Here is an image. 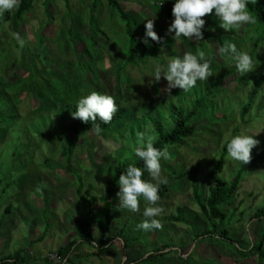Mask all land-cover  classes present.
Returning a JSON list of instances; mask_svg holds the SVG:
<instances>
[{
    "label": "rangeland",
    "instance_id": "obj_1",
    "mask_svg": "<svg viewBox=\"0 0 264 264\" xmlns=\"http://www.w3.org/2000/svg\"><path fill=\"white\" fill-rule=\"evenodd\" d=\"M45 1L35 0L18 24L17 34L25 41L23 44L16 39L11 24L5 23V15L14 9L0 16V80L7 88L19 84L18 94L10 95L18 103L12 102L0 110L2 113L13 107L16 113L10 125L0 127V259L23 250V264H127L167 244V256L157 257L151 264H185L182 259L188 257L190 264H258L255 256L241 258L232 246L239 245L241 250L247 243H260V232L253 229L252 216L264 208V83L250 109L242 116L241 110L256 78L264 73V41L253 52L246 27L233 29L232 34L231 30L219 27L218 21L203 17L205 32L224 34L238 48L253 54L254 69L242 74L227 57H219L214 39L204 36L203 41H192L166 36L169 21L160 10L164 0H119L123 10L140 24L133 29L139 42H143L147 19H155V31L164 37L161 42L153 41L156 47L146 51V59L137 51L135 63L123 68L127 44L124 27L118 22V15L111 13L106 0H98L94 13L97 27L106 34L98 36L96 46L89 40L93 31L88 22L90 0H48L46 8ZM71 31L74 36L69 35ZM256 37L253 33L251 39ZM25 47H29V52ZM200 48L212 60L213 74L206 81H198L189 92L180 88L169 92L163 77L150 83L153 78L147 75H151L156 63L166 64L169 58ZM34 71L42 76L33 83L39 99L28 95V78L35 75ZM64 78L71 87H66ZM6 87L3 91L12 100ZM93 90L113 96L129 116L107 131L90 130L82 136L72 157V175L65 169L66 146L75 118L68 110L60 114V108L76 106L81 95ZM50 92L60 98L58 103L48 96ZM197 98H203L204 104L194 119L193 136L182 144L168 146L169 157L161 160L162 178L170 174L177 177L193 168L188 176L175 180L157 202L162 212L155 218L162 227L138 229L137 225L147 219L143 216L145 202L141 200L140 210L132 212L120 208L115 195L112 201L119 208L112 211V225L106 235L110 239L108 249L100 252L82 242L63 260L58 249L69 241L81 240V225L91 224L88 232L92 237L100 232V198L115 168L133 163L134 145L155 137L152 125L144 117L150 114L170 129L174 116L169 104L187 109ZM239 133L254 135L258 144L252 149L250 165L243 172L233 204L222 208L229 218L232 243H221L220 238L212 237L207 220L194 204L193 191H199L202 198L208 196L212 185L208 173L223 146ZM242 165L227 154L220 178L228 183ZM146 180L159 183L149 174ZM91 197L93 215L88 213L85 202ZM178 215L190 222L197 235L210 233L211 237L196 238L190 226L167 219ZM214 234L219 237L220 230Z\"/></svg>",
    "mask_w": 264,
    "mask_h": 264
},
{
    "label": "trees",
    "instance_id": "obj_2",
    "mask_svg": "<svg viewBox=\"0 0 264 264\" xmlns=\"http://www.w3.org/2000/svg\"><path fill=\"white\" fill-rule=\"evenodd\" d=\"M35 0H20L18 6H16L11 14L5 15V23H10L12 26V29L14 32H17V26L18 24L23 20L24 16L30 12L33 3ZM66 1V0H65ZM91 1V7L89 9V15H88V22L93 27L92 34L90 35V42L92 46H96L98 44V36H105L106 34L103 33L102 30H99L95 23V15L97 9H98V0H90ZM163 6L160 8V10L163 12L167 20L169 21V24L173 20L172 16V8L174 4V0H164ZM107 6L110 8L111 13H115L118 16V22L121 23L124 27V35L127 41V44L125 46V61L123 68L127 64H134V58L137 55V51L141 54V58L146 59V51L150 52L153 51L152 48L156 47V44L151 41L150 45H146L143 42H139L135 34L133 32L134 27L137 28L140 26L135 16L132 14L126 13L121 5L119 4V0H106ZM48 0L45 1L44 6L47 7ZM249 11L252 12V14L256 17V23L253 25L246 26V31L248 32V39L251 40L252 46L251 50L255 52L258 48V46L262 45L264 41V0H249ZM208 20L217 22V19L213 14H206ZM245 31V30H244ZM145 33V31H144ZM231 33L233 30H231ZM246 33V32H245ZM244 33V37L246 38V34ZM253 33L257 35L255 40L253 41L251 38L253 36ZM69 35H73V31ZM204 36L206 38H212L216 41L218 49L220 47H223L227 43H232V40L230 37L225 36L224 34H210L207 33V31H204ZM41 37V36H40ZM38 38V41L42 45L41 38ZM151 40V38H149ZM70 40L74 39L71 37ZM72 41V42H73ZM248 41V40H247ZM249 42V41H248ZM26 51L29 52V47H25ZM31 52V49H30ZM33 53V52H32ZM34 54V53H33ZM35 55V54H34ZM223 55L220 54V58ZM7 57V56H6ZM92 60L89 62V67L92 66ZM80 66V70H83V66ZM61 68V67H60ZM123 68H116V69H123ZM62 70V68H61ZM35 75L33 77L28 78V95H32L39 99V95H37V90L35 88V85H33L34 81H40L42 76L38 77V72L34 71ZM260 76L256 78L254 85L251 89L250 95L248 97L247 104L244 106V108L241 110V116L250 109L251 105L254 103L255 98H257V94L259 91H261L262 84L264 83V73H260ZM38 77V78H37ZM65 82L68 83V80L66 78L63 79ZM62 80V81H63ZM66 83V87H69L70 84ZM69 85V86H68ZM6 86L2 85V82L0 80V110L5 109L7 106H10L12 102L18 103L17 99H14L15 97H11L10 95L15 94L19 92V84L12 86L10 88H5L9 92V96L12 98V100L8 99L6 93L3 91V88ZM65 87V86H64ZM65 87V88H66ZM71 87V86H70ZM67 89V88H66ZM73 91V90H72ZM75 92V91H73ZM72 93V92H71ZM74 94H69V96H74ZM48 96L55 102L58 103L60 101V98L56 96L54 92H50ZM66 97H69L68 95H65ZM117 104V111L113 114L112 120L105 124L99 119L95 122L89 121L88 123H84L82 120L75 118L74 123H72L71 126V134L72 136L68 138L67 140V146H66V167L65 169L74 175L75 173L71 169V162L72 157L75 152L77 143L79 140H81L82 136L87 133L90 130H96L94 127V124H99L101 131H107L115 124L122 122L124 120H127L129 116V112L125 107L120 106L117 101H115ZM204 104L203 98H197L192 105H190L187 109H185L183 106H175L173 104H169V109L172 115L174 116V119H172V127L169 129H166L161 121H159L154 116H145L144 119L146 122L152 125L154 129V146L165 149L170 145H173L175 143L182 144L184 140L187 138H190L193 136L195 131V124L194 119L197 117L198 114H200L202 105ZM67 106V105H65ZM68 108V109H67ZM63 113V111H71L74 112L76 110V106L73 107H62L60 108ZM16 116L15 109L12 107L9 110H6L2 113H0V127L2 126H8L13 121L11 117ZM228 143V142H227ZM227 143L223 146L218 160L216 164L210 169L208 173V178L212 185L209 188V194L206 198H202V195L199 191L194 189L193 191V199L194 204L198 207L200 213L205 217L207 220L208 225L210 226V231L212 232V237L218 239L220 238L221 243H227L231 242L229 238V231H228V217L226 213L222 210L224 206H228L229 204H233V196L235 195L242 177L243 172L248 168L250 165V162H248L245 165H242L235 173V175L231 178V180L226 183L224 180L220 178V175L224 171L225 166V157L227 155ZM140 146L139 144L134 145V149L136 147ZM135 155V152H134ZM136 157V155H135ZM137 166L143 168V162L136 157V160L134 161ZM130 163H122L119 166L115 168V174H113L109 181L107 182V189L105 193L101 196V213H102V221L103 226L101 227L100 232L97 234V236L92 237L90 233L88 232V229L90 227V223L87 222L80 226V232H81V240H72L67 242L66 244H63L58 249V255L63 259L66 260L68 254L78 248L77 245H81L80 243L86 242L92 245L93 248L96 250H99L100 252H104L108 249V246L110 245V239L106 238L107 233L110 231L111 225H112V211L116 209V207L119 208V205L113 204V196L117 195V192L119 191V185H118V178L122 174L123 171L126 170L127 166ZM193 171V168L191 167L187 171H184L183 173L179 174L177 177H175V174H170L166 177L167 183H160L159 184V195L161 198H163L167 192H169V188L171 184L177 180L188 176ZM147 171H145L144 179L147 178ZM79 179L78 176H74ZM81 180V179H80ZM81 188V184L79 186ZM77 191L79 193L80 191ZM85 202L88 203V213L90 215H93L92 207L93 205V197L86 198ZM169 221L172 222H179L183 223L187 226H190L192 230L194 231V235L196 238H202V237H211L210 233L202 234L201 236L197 235L195 232V228L190 224L188 220L183 218L182 216H169L167 217ZM252 221L255 222V225L253 227L254 230L257 232H260V239L257 245H255L253 242L249 244L247 243V247L242 248L240 250L239 245H233V249L235 253H239V256L241 258H247L251 256H255L256 260L258 261V264H264V208L259 209L253 216ZM194 228V229H193ZM220 230V235L218 237V234H214L216 230ZM123 231V230H122ZM126 239V238H125ZM124 239L123 241V249L125 250L127 248V241ZM168 245L165 244L159 248L153 249L150 253L146 254L140 259L132 260L127 264H151L153 263L157 257H164L167 256V250ZM23 250H17L15 254L11 257L0 259V264H23V257H22ZM127 257V256H126ZM125 257V258H126ZM9 258V259H8ZM185 264H190L191 258L188 257L186 259H182ZM139 261V262H138Z\"/></svg>",
    "mask_w": 264,
    "mask_h": 264
},
{
    "label": "clouds",
    "instance_id": "obj_3",
    "mask_svg": "<svg viewBox=\"0 0 264 264\" xmlns=\"http://www.w3.org/2000/svg\"><path fill=\"white\" fill-rule=\"evenodd\" d=\"M19 2L20 0H0V16L14 9ZM248 9L249 0H174L173 20L168 25L165 35L176 40L183 37L192 41H203L206 24L203 17L213 13L219 27L229 31L240 30L256 23V17ZM145 29V34L141 38L144 44L150 45L151 41L164 40V37L159 36L155 31V19H147ZM16 39L22 44L25 42L19 34H16ZM219 53L233 62L236 70L242 74L254 69L253 54L238 48L234 42L220 47ZM212 74L210 55L200 48L196 52L188 51L182 56L169 58L166 64L156 63L151 75L147 76L153 78L150 83H157L162 77L165 78L169 92L174 88L189 92L197 86L198 81H206ZM116 111L117 104L113 96L93 90L79 97L76 101V110L71 112V115L84 123L99 119L107 124ZM94 127L98 133L101 131L99 124H94ZM153 141L154 138L149 137L146 143L134 149L136 157L143 162V168L137 166L135 162L130 163L118 178L117 196L120 208L137 212L140 210L141 200L145 202L143 216L147 219L137 225L138 229L144 231L162 227L155 217L162 212V208L157 204L161 199L159 184L167 183V179L161 177V160L168 159L169 153L166 148L160 149L154 146ZM257 144L254 135L239 133L227 143V154L232 160L245 165L252 159V149ZM145 171L159 183L144 179Z\"/></svg>",
    "mask_w": 264,
    "mask_h": 264
}]
</instances>
